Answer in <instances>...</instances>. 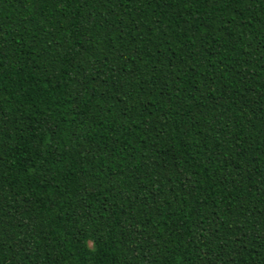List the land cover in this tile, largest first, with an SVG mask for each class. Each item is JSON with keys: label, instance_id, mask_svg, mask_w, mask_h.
Returning <instances> with one entry per match:
<instances>
[{"label": "trees", "instance_id": "obj_1", "mask_svg": "<svg viewBox=\"0 0 264 264\" xmlns=\"http://www.w3.org/2000/svg\"><path fill=\"white\" fill-rule=\"evenodd\" d=\"M0 264H264V0H0Z\"/></svg>", "mask_w": 264, "mask_h": 264}]
</instances>
